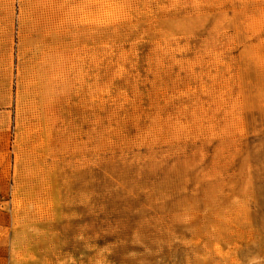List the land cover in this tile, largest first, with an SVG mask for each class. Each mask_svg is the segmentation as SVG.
<instances>
[{
  "label": "rangeland",
  "instance_id": "obj_1",
  "mask_svg": "<svg viewBox=\"0 0 264 264\" xmlns=\"http://www.w3.org/2000/svg\"><path fill=\"white\" fill-rule=\"evenodd\" d=\"M0 264H264V0H0Z\"/></svg>",
  "mask_w": 264,
  "mask_h": 264
}]
</instances>
